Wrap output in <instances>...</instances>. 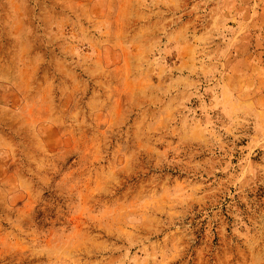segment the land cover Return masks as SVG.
<instances>
[{
  "label": "rangeland",
  "instance_id": "rangeland-1",
  "mask_svg": "<svg viewBox=\"0 0 264 264\" xmlns=\"http://www.w3.org/2000/svg\"><path fill=\"white\" fill-rule=\"evenodd\" d=\"M0 264H264V0H0Z\"/></svg>",
  "mask_w": 264,
  "mask_h": 264
}]
</instances>
